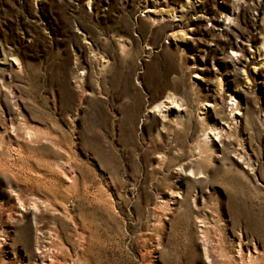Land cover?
Returning a JSON list of instances; mask_svg holds the SVG:
<instances>
[{
  "label": "rangeland",
  "instance_id": "rangeland-1",
  "mask_svg": "<svg viewBox=\"0 0 264 264\" xmlns=\"http://www.w3.org/2000/svg\"><path fill=\"white\" fill-rule=\"evenodd\" d=\"M0 264H264V0H0Z\"/></svg>",
  "mask_w": 264,
  "mask_h": 264
}]
</instances>
